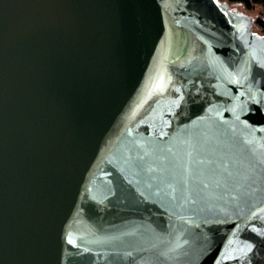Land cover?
Listing matches in <instances>:
<instances>
[{"label":"water","instance_id":"95a60500","mask_svg":"<svg viewBox=\"0 0 264 264\" xmlns=\"http://www.w3.org/2000/svg\"><path fill=\"white\" fill-rule=\"evenodd\" d=\"M254 18L0 0V264H264Z\"/></svg>","mask_w":264,"mask_h":264},{"label":"trees","instance_id":"16d2710c","mask_svg":"<svg viewBox=\"0 0 264 264\" xmlns=\"http://www.w3.org/2000/svg\"><path fill=\"white\" fill-rule=\"evenodd\" d=\"M231 2L242 3L247 10H254L259 7V14L254 19V25L264 33V0H230Z\"/></svg>","mask_w":264,"mask_h":264},{"label":"crops","instance_id":"0c3cea01","mask_svg":"<svg viewBox=\"0 0 264 264\" xmlns=\"http://www.w3.org/2000/svg\"><path fill=\"white\" fill-rule=\"evenodd\" d=\"M223 1H225V0H221V2H223ZM228 1H229L228 3H232V4H234L235 7L237 8V10H238L239 12H246V13H249V12L252 11V10H247V9L245 8V6H244L242 3H240V2H231L230 0H228ZM225 3H226V2H225ZM256 10H257V11L260 10L258 6L256 7ZM230 11H231V10H230ZM259 12H260V11H259ZM258 14H259V13H258ZM258 14H257V15H258ZM257 15H255V18H254V19H256ZM253 24H254V20H253Z\"/></svg>","mask_w":264,"mask_h":264},{"label":"rangeland","instance_id":"374dc122","mask_svg":"<svg viewBox=\"0 0 264 264\" xmlns=\"http://www.w3.org/2000/svg\"><path fill=\"white\" fill-rule=\"evenodd\" d=\"M221 2V0H218ZM226 3H228L229 1L228 0H225ZM232 11V10H231ZM239 12V11H238ZM252 13H255V15H257L259 13V11H257L256 9H254L253 11H251ZM255 26V25H254ZM252 32L255 33V34H258L260 36H264V33L259 29L257 28L256 26L252 29Z\"/></svg>","mask_w":264,"mask_h":264}]
</instances>
